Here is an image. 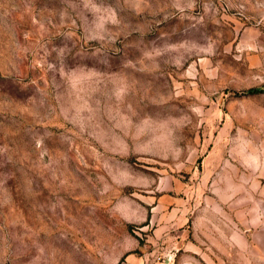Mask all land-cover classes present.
Here are the masks:
<instances>
[{
  "label": "rangeland",
  "instance_id": "rangeland-1",
  "mask_svg": "<svg viewBox=\"0 0 264 264\" xmlns=\"http://www.w3.org/2000/svg\"><path fill=\"white\" fill-rule=\"evenodd\" d=\"M209 197L264 220V0H0V264H179Z\"/></svg>",
  "mask_w": 264,
  "mask_h": 264
},
{
  "label": "crops",
  "instance_id": "crops-1",
  "mask_svg": "<svg viewBox=\"0 0 264 264\" xmlns=\"http://www.w3.org/2000/svg\"><path fill=\"white\" fill-rule=\"evenodd\" d=\"M212 201L209 197L200 205L190 225L182 228L179 264H264L263 218L254 216L249 221L241 205L226 208Z\"/></svg>",
  "mask_w": 264,
  "mask_h": 264
}]
</instances>
